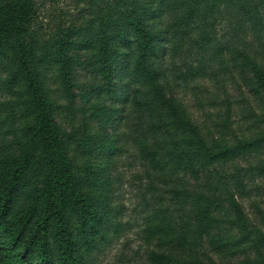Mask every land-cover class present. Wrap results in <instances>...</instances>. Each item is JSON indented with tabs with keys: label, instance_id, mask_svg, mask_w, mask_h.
Segmentation results:
<instances>
[{
	"label": "trees",
	"instance_id": "obj_1",
	"mask_svg": "<svg viewBox=\"0 0 264 264\" xmlns=\"http://www.w3.org/2000/svg\"><path fill=\"white\" fill-rule=\"evenodd\" d=\"M253 5L261 11H253ZM230 6L241 9L255 30H263L264 0H112L95 15L86 40H72L74 30L46 40L31 35L38 0H0V71L6 74L2 79L0 72V94H20L2 121L6 129L16 131V147L13 152L0 149V264H88V255L116 229L111 209L101 205L105 201L84 190L79 166L71 160V141L56 120L65 113H76L74 66L81 58H86L87 68L104 82L106 95L114 98L110 106L87 109L97 118L100 135L86 141L85 184L90 182L89 188L100 190L97 183H103L116 148L115 136L107 129L114 130L123 112L115 104L131 102L124 78H137L154 94L159 113L171 123L165 131L175 133L169 136L174 151L172 173L184 171L193 183H198L201 174L206 176L200 187V192H208L205 206L199 207L197 200L190 228L206 234L213 228L212 213L218 211L219 203L212 190L218 184L208 179L211 168L264 148V128L255 138L211 148L172 93L168 92L167 98L159 86L168 80L169 65L164 59L170 50L173 53L189 45L197 54L223 56V46L214 43L215 15ZM241 60L252 73V92L263 102L260 123L264 125V67L248 53H243ZM53 80L62 92L59 96H54ZM79 99L88 103V94L82 93ZM144 100L148 104V95ZM16 106L21 109L17 111ZM92 155L101 160L97 170L90 164ZM145 160L160 166L154 154L146 155ZM228 182V208L242 233L235 241L238 248L248 240L242 238L251 234L243 208L235 199L245 185L242 179ZM171 194L174 206L184 205L186 197L178 187ZM187 229L163 212L150 217L145 230L160 244L161 252L152 257V264H204L195 259L172 261L162 253H184L190 244ZM257 241L263 248V233Z\"/></svg>",
	"mask_w": 264,
	"mask_h": 264
},
{
	"label": "rangeland",
	"instance_id": "obj_2",
	"mask_svg": "<svg viewBox=\"0 0 264 264\" xmlns=\"http://www.w3.org/2000/svg\"><path fill=\"white\" fill-rule=\"evenodd\" d=\"M110 3L112 0H38L39 11L31 35L47 40L59 32L74 30L76 34L72 40L82 42L86 40L85 34L88 35L95 15ZM252 10L261 11L257 5H253ZM257 20L260 21L259 15ZM215 22L218 23L215 25L214 43L219 42L220 47L223 46L230 54L225 50L223 56L218 57L212 56L211 52L197 54L189 45H183L173 53L170 50L164 59L169 65L168 80L159 86L161 91L165 90L163 94L167 98L170 97L168 92L172 93L188 115L187 119L200 127L206 144L211 148L232 146L243 138H255L264 128L260 123L263 102L252 92V73L246 62L241 60L243 53H248L264 67V14L260 32L236 6L217 13ZM85 57L89 58L88 55ZM85 61L86 58H81V62L74 66L72 91L76 95V113H65L56 120L71 141V160L77 168L79 166L84 190L103 199L105 202L101 205L111 209L115 217L116 229L110 231L107 239L88 255V264H152V257L161 253L160 244L149 237L145 229L156 212L167 214L179 227L188 226L190 244L184 253L168 254L162 250L172 261L195 259L204 264H264V247L257 244L259 235L264 234V169L259 168L264 165V148L211 168L208 179L213 181V185L218 184L212 190L219 203L218 211L212 213L213 228L207 234L200 233L196 227L190 228L197 200L199 207L205 206L204 195L208 192H200V187L206 176L201 174L198 183H193L184 171L172 173L170 159L174 151L169 136L175 133L165 131L171 128V123L159 113L157 102L152 99L154 94L141 86L137 78H124V82L129 83L131 102L129 99L124 105L115 104L123 112L114 130L107 129L109 135L115 136L116 148L110 166L105 168L103 183H97L100 190L95 192L89 188L90 182L85 184L87 175L82 171L86 169V141L100 135L99 122L87 109L94 105L110 106L114 99L106 95L104 82L92 74ZM1 73L4 79L6 74ZM51 88L54 96L61 95L55 80ZM82 93L88 94V103L79 99ZM17 95L20 96L15 92L0 94V149L11 152L16 147V131L6 129L2 121L15 106ZM147 95L148 104L145 105L144 97ZM20 109L16 106L17 111ZM149 154L155 155L160 166L145 160ZM0 155L3 154L0 152ZM36 159L40 161V156L37 155ZM100 161L99 156L92 155L90 164L97 170ZM231 178L242 179L245 185L235 194V199L243 208L242 214L251 232L242 238L248 240L238 248L235 241L242 237V233L235 224L233 211L228 208L229 197L225 192ZM176 187L181 190V196L186 197L183 206L176 207L172 201L171 193Z\"/></svg>",
	"mask_w": 264,
	"mask_h": 264
}]
</instances>
